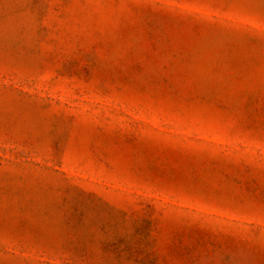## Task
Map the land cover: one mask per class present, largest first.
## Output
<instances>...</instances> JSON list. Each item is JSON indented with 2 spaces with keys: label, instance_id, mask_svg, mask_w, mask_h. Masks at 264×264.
Returning a JSON list of instances; mask_svg holds the SVG:
<instances>
[{
  "label": "rangeland",
  "instance_id": "374dc122",
  "mask_svg": "<svg viewBox=\"0 0 264 264\" xmlns=\"http://www.w3.org/2000/svg\"><path fill=\"white\" fill-rule=\"evenodd\" d=\"M0 264H264V0H0Z\"/></svg>",
  "mask_w": 264,
  "mask_h": 264
}]
</instances>
